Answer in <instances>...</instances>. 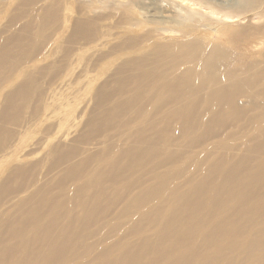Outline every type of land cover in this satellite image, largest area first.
Instances as JSON below:
<instances>
[{
  "label": "bare ground",
  "instance_id": "6f19581e",
  "mask_svg": "<svg viewBox=\"0 0 264 264\" xmlns=\"http://www.w3.org/2000/svg\"><path fill=\"white\" fill-rule=\"evenodd\" d=\"M140 1L0 0V264H264V7Z\"/></svg>",
  "mask_w": 264,
  "mask_h": 264
},
{
  "label": "rangeland",
  "instance_id": "374dc122",
  "mask_svg": "<svg viewBox=\"0 0 264 264\" xmlns=\"http://www.w3.org/2000/svg\"><path fill=\"white\" fill-rule=\"evenodd\" d=\"M72 8L74 9V14L76 12V8L78 7L79 0H70ZM144 3L141 5L137 3V8L133 10L143 12V15H148L153 13L157 18H163L167 21H172L177 14L180 13H187L190 16H193L197 19H208L207 17L213 18L214 21L221 20L220 28L222 26L228 25L230 27L229 30L235 35L237 38L240 37H255L257 35H261L260 31H258L257 27L262 24V20L256 18V12H259L264 7V0H249L248 2L244 3V1L240 2L239 0H143ZM257 1V2H256ZM263 1V2H261ZM261 2V3H260ZM77 5V6H76ZM141 6V7H140ZM76 7V8H75ZM149 11H147V10ZM22 9L15 10L10 8L9 12H21ZM210 11H214V15L210 13ZM8 12V15L11 14ZM224 13H231L236 14L237 16L234 18H225L223 16ZM256 14V15H255ZM76 13L72 16L74 17ZM245 16V17H244ZM8 17V16H7ZM252 22L248 18H252ZM219 22V21H218ZM243 26H246V30L241 32ZM255 26V27H254ZM204 28H200V32H203ZM228 30V31H229ZM199 33L197 32V36ZM227 34V32H226ZM212 36V37H211ZM216 34L213 32L210 35V39L214 41Z\"/></svg>",
  "mask_w": 264,
  "mask_h": 264
}]
</instances>
